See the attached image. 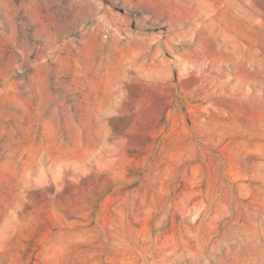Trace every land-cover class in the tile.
Returning a JSON list of instances; mask_svg holds the SVG:
<instances>
[{
	"label": "rangeland",
	"instance_id": "obj_1",
	"mask_svg": "<svg viewBox=\"0 0 264 264\" xmlns=\"http://www.w3.org/2000/svg\"><path fill=\"white\" fill-rule=\"evenodd\" d=\"M0 264H264V0H0Z\"/></svg>",
	"mask_w": 264,
	"mask_h": 264
}]
</instances>
